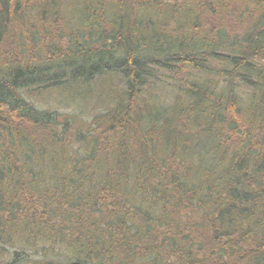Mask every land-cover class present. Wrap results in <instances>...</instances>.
<instances>
[{"label":"trees","instance_id":"obj_1","mask_svg":"<svg viewBox=\"0 0 264 264\" xmlns=\"http://www.w3.org/2000/svg\"><path fill=\"white\" fill-rule=\"evenodd\" d=\"M157 66L196 75L160 102ZM105 73L124 85L79 128L31 101ZM5 252L264 264V0H0Z\"/></svg>","mask_w":264,"mask_h":264},{"label":"rangeland","instance_id":"obj_2","mask_svg":"<svg viewBox=\"0 0 264 264\" xmlns=\"http://www.w3.org/2000/svg\"><path fill=\"white\" fill-rule=\"evenodd\" d=\"M170 7L167 8L168 12H172V9L175 7L176 2H170ZM182 28L171 31L172 36L177 32L178 37L181 36ZM209 66H215V62L209 60ZM218 66V64H217ZM176 72H168L167 69L157 66L155 68L154 75L159 76V83L153 86L150 89V94L154 97H157L160 102H170L175 96V91L177 90V80L181 79L182 76L189 77L188 79L196 75L195 72L186 74L184 70H175ZM102 74L101 76L95 77L89 82H78L75 87L72 88L68 93L58 92V91H49L43 96L41 95H32L31 101L39 108L49 109L51 111L58 112L61 116L60 120L63 118H68L73 120L76 124V127L79 128L80 123L89 122L91 123L92 118L95 115L103 114L107 109L111 107L112 99L115 96V92L123 87V81L120 74ZM192 75V76H191ZM218 77H213L214 90L218 91L224 84L221 79ZM217 84V85H216ZM233 88L236 90L239 98L242 101L247 99V89L242 85H233ZM63 93V94H62ZM74 128V126H73ZM58 129H60L58 127ZM4 252V251H3ZM30 257L35 258L36 261H27L26 264H43L47 262H56V263H66L72 259H64L62 256L57 255H46L41 254H32ZM7 258V253L5 252L2 257H0V264L4 262ZM24 264V263H22Z\"/></svg>","mask_w":264,"mask_h":264},{"label":"water","instance_id":"obj_3","mask_svg":"<svg viewBox=\"0 0 264 264\" xmlns=\"http://www.w3.org/2000/svg\"><path fill=\"white\" fill-rule=\"evenodd\" d=\"M43 264H82V263L78 260H71V261L66 262V263L49 262V263H43Z\"/></svg>","mask_w":264,"mask_h":264}]
</instances>
